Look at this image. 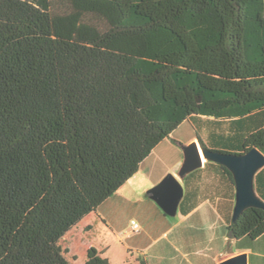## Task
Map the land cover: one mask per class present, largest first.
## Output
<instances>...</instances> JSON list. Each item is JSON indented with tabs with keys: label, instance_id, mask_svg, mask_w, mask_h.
Returning <instances> with one entry per match:
<instances>
[{
	"label": "trees",
	"instance_id": "1",
	"mask_svg": "<svg viewBox=\"0 0 264 264\" xmlns=\"http://www.w3.org/2000/svg\"><path fill=\"white\" fill-rule=\"evenodd\" d=\"M193 117L264 153V0H0V264H70L65 233ZM227 228L257 239L264 209Z\"/></svg>",
	"mask_w": 264,
	"mask_h": 264
},
{
	"label": "crops",
	"instance_id": "2",
	"mask_svg": "<svg viewBox=\"0 0 264 264\" xmlns=\"http://www.w3.org/2000/svg\"><path fill=\"white\" fill-rule=\"evenodd\" d=\"M162 141L111 195L113 201H120L121 207L109 211L100 208L105 200L96 209L105 234L110 230L118 234L125 250L137 253L138 264L141 260L147 264H220L240 253L246 254L247 264H264V234L255 240L229 236L227 227L233 218L236 189L219 163L205 160L200 167L179 177L183 196L174 215L166 214L149 196L148 189L168 172L178 176L184 159L183 150L175 142ZM87 215L65 233L64 241L73 242L74 236L83 238L89 234L94 224L85 220ZM133 220L139 224L138 231L132 230ZM104 244L101 248L86 241L85 259L90 247L105 254L110 244ZM62 246L76 258L72 245ZM103 256L110 263L108 253Z\"/></svg>",
	"mask_w": 264,
	"mask_h": 264
},
{
	"label": "water",
	"instance_id": "3",
	"mask_svg": "<svg viewBox=\"0 0 264 264\" xmlns=\"http://www.w3.org/2000/svg\"><path fill=\"white\" fill-rule=\"evenodd\" d=\"M184 159L178 171V176L167 173L157 184L148 189L149 196L169 215L177 211L180 199L183 196V186L179 181L186 173L200 167L205 160L217 162L232 173L235 185V206L233 219L248 207L264 209V201L254 190V175L264 166V153L257 147L235 154L209 148H204L198 140H193L182 146ZM220 264H247L246 254L240 253L220 262Z\"/></svg>",
	"mask_w": 264,
	"mask_h": 264
},
{
	"label": "rangeland",
	"instance_id": "4",
	"mask_svg": "<svg viewBox=\"0 0 264 264\" xmlns=\"http://www.w3.org/2000/svg\"><path fill=\"white\" fill-rule=\"evenodd\" d=\"M199 120H201L202 122L205 121V124H201ZM216 125V123L211 122L210 120L207 121L206 117H202V119L196 117H193L191 119L187 118L172 131L170 138L164 139L165 141L163 140L162 143L175 142L173 144H176L177 148H179L180 151L183 150V145L193 141V137H195L197 140L200 138L204 143H209L211 138L208 136V134L210 131H212V129H214L213 127ZM216 132H218V130ZM114 207H121V203L120 201H113L111 196L108 197L105 203L100 206V208L107 209L108 211ZM89 214L90 215H87L85 217V220H90L89 222L94 224L93 229L89 232V234H85L83 238L74 236L73 242L64 241L63 239H61L60 241V243L72 245L71 247L75 251L76 258H74L72 255L66 254V258L68 259L70 264L83 263V261L85 260L83 250L84 244L86 241L90 240L93 241V243L95 242L96 245L101 248L103 247V245H106L104 243L110 244V246L105 249V252H103L105 254L108 253L110 257V264H138L137 253L133 254L132 251H126L125 247L122 245L121 240L118 238V234L112 232L111 230L105 234V232L103 231V226L100 225V219L97 216V211Z\"/></svg>",
	"mask_w": 264,
	"mask_h": 264
},
{
	"label": "built area",
	"instance_id": "5",
	"mask_svg": "<svg viewBox=\"0 0 264 264\" xmlns=\"http://www.w3.org/2000/svg\"><path fill=\"white\" fill-rule=\"evenodd\" d=\"M132 230L138 231L139 230V224L136 221H132Z\"/></svg>",
	"mask_w": 264,
	"mask_h": 264
}]
</instances>
